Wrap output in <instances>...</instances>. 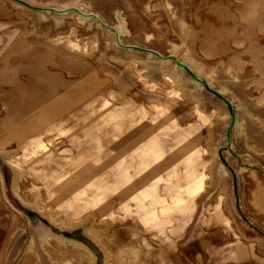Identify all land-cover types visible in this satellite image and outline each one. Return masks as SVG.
Returning <instances> with one entry per match:
<instances>
[{
    "label": "rangeland",
    "instance_id": "obj_1",
    "mask_svg": "<svg viewBox=\"0 0 264 264\" xmlns=\"http://www.w3.org/2000/svg\"><path fill=\"white\" fill-rule=\"evenodd\" d=\"M251 261L264 0H0V264Z\"/></svg>",
    "mask_w": 264,
    "mask_h": 264
},
{
    "label": "bare ground",
    "instance_id": "obj_2",
    "mask_svg": "<svg viewBox=\"0 0 264 264\" xmlns=\"http://www.w3.org/2000/svg\"><path fill=\"white\" fill-rule=\"evenodd\" d=\"M80 18V17H79ZM84 19V18H83ZM122 25V24H121ZM123 26V25H122ZM124 28V27H123ZM123 33V32H122ZM169 64V63H168ZM170 66V65H169ZM168 66V67H169ZM197 66V65H196ZM199 66V65H198ZM197 69V68H196ZM202 70H203V68H202ZM200 72H202V71H200ZM164 73H166V71H164ZM168 73V72H167ZM168 75H170V77H172V80L173 81H175V83H177L178 82V78H177V76L175 75V73L173 74V72H170V73H168ZM4 153V152H3ZM6 153V154H5ZM4 153V155H5V157L6 158H10L11 156L9 155V153L8 152H5ZM13 157V156H12ZM10 165H12L11 163H9ZM14 168H16L14 165H12ZM14 168H12V169H14ZM17 176V175H16ZM19 177H20V175H19ZM18 177V178H19ZM15 180H16V178H15ZM15 180H14V186H15ZM17 186V185H16ZM14 190L16 191L17 190V188L15 187L14 188ZM19 191V190H18ZM16 193V192H15ZM15 195H17V194H15ZM20 198V197H19ZM20 200H22L21 198H20ZM24 203H25V201H23ZM26 204V203H25ZM43 215H45V216H47L50 220H51V222L54 224V225H56V226H62L61 225V223H59L58 221H55L54 219H52L51 217H50V213H47V211H46V208H44V209H38ZM83 221H76V222H71L70 224H71V226H74V225H76V224H81ZM90 229V228H89ZM93 229V228H92ZM86 234H87V236L93 241V242H96L97 244H99V246H101V248L106 252V254H107V250L105 249V247L101 244V242H100V240H99V238L97 237V234L95 233V231H93V230H86ZM44 239L43 240H46L48 237H52V238H54V239H56L57 241H61V242H68L71 246H73V247H76V248H79V249H81V250H83V251H85L87 254H89L91 257H94V255H93V253L90 251V249L85 245V244H83V243H81V242H75V241H72V240H66V239H64L62 236H57L55 233H53L50 229L48 230V229H46V231H45V233L43 234V236H42ZM108 255V254H107ZM110 255V254H109ZM109 255L108 256H106V257H109ZM107 261V260H106ZM108 261H109V258H108ZM92 264V263H91Z\"/></svg>",
    "mask_w": 264,
    "mask_h": 264
},
{
    "label": "crops",
    "instance_id": "obj_3",
    "mask_svg": "<svg viewBox=\"0 0 264 264\" xmlns=\"http://www.w3.org/2000/svg\"><path fill=\"white\" fill-rule=\"evenodd\" d=\"M67 98H68V95L66 92L61 93L60 95L57 96V98L54 99L52 106L54 104V105L59 107V105L62 104V102H65L66 100H68ZM50 109H51V106H49V107H48V105L43 106L40 108V113L34 117H40V118H45L46 116L49 117V115H51V113L49 112ZM31 110L26 111V113L31 112ZM47 112H49V113H47ZM52 114H54V112ZM247 264H264V262L251 261L250 263H247Z\"/></svg>",
    "mask_w": 264,
    "mask_h": 264
},
{
    "label": "water",
    "instance_id": "obj_4",
    "mask_svg": "<svg viewBox=\"0 0 264 264\" xmlns=\"http://www.w3.org/2000/svg\"><path fill=\"white\" fill-rule=\"evenodd\" d=\"M53 11L55 12H58V10L56 9H52ZM178 64L181 65V67H183L188 73L189 75L194 78L196 81H198L199 83H201L208 91H210L211 93H213L214 95H217L218 97L222 98L221 94L216 92V91H213L211 90L209 87H208V83L206 82V80L199 76V75H195L193 72H192V69H190L189 67H187V65H185L184 63H181L180 61H178ZM224 99V98H222ZM225 100V99H224ZM226 101V100H225ZM23 209L27 210V207L22 205ZM62 234L66 237H70V233L69 232H66V231H62Z\"/></svg>",
    "mask_w": 264,
    "mask_h": 264
}]
</instances>
